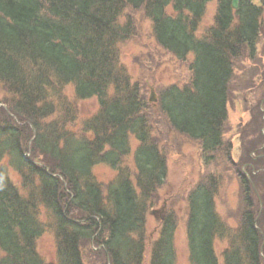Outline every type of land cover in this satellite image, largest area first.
<instances>
[{
  "label": "trees",
  "instance_id": "16d2710c",
  "mask_svg": "<svg viewBox=\"0 0 264 264\" xmlns=\"http://www.w3.org/2000/svg\"><path fill=\"white\" fill-rule=\"evenodd\" d=\"M209 1L0 0V85L6 111L26 122L17 126L0 115V264H88L86 253L98 264H144L146 254L147 264H175V215L161 219L154 241L146 232L167 166L143 114L141 88L119 64L117 47L134 30L120 18L126 9L142 11L160 49L178 61L192 56L189 84L164 89L158 106L177 133L200 144L209 163L223 145L234 61L244 52L256 59L264 0H239L236 11L231 0H217L213 25L197 38ZM70 85L77 101L98 104L77 133L67 130L77 112L63 96ZM262 153L245 155L249 178L248 168L238 170L244 210L235 230L215 212L214 180L189 191L187 264H218L216 240L227 243L223 264H262L257 221L263 210L257 219L251 185L264 181V148ZM130 155L132 169L123 165ZM97 166L109 168L114 178L98 182ZM8 169L19 176V188ZM48 232L54 263L36 251Z\"/></svg>",
  "mask_w": 264,
  "mask_h": 264
},
{
  "label": "rangeland",
  "instance_id": "374dc122",
  "mask_svg": "<svg viewBox=\"0 0 264 264\" xmlns=\"http://www.w3.org/2000/svg\"><path fill=\"white\" fill-rule=\"evenodd\" d=\"M249 1L255 5L261 3L259 0ZM216 6L217 0H210L207 3L205 14L196 31L197 38H203L206 31L213 25ZM167 12L170 14L171 10L168 8ZM126 20L133 23L134 30L132 36L117 47L119 64L125 69L131 83L137 82L141 88V94L147 104L143 114L151 127L153 142L162 151L167 166L165 182L156 191L155 204L146 217V232L151 240L157 239L161 219L169 213H173L177 220L173 241L175 264H187L185 225L187 221L186 198L189 191L198 184L214 180L213 182L216 184L215 212L227 228L235 230L239 224L240 214L244 210L240 200L238 170L242 172L248 168L244 173L249 178L250 168L243 166L245 155L260 156L263 154L264 7L261 16V33L256 45V59L248 60L244 52L238 60L234 61L233 76L228 84L227 118L224 125L223 145L219 151L212 153L213 160L209 163L204 160L200 144L177 133L158 106V96L164 89L173 85L182 87L189 84L191 73L188 70V65L192 56L189 55L185 61H178L171 54L160 49L152 37L151 24L144 17L142 11L124 10L120 23H125ZM151 93L156 100L155 103L149 101ZM6 96L0 85V115L6 113L10 118L12 117L11 120L17 126L25 125L26 122H20V118L13 117L6 111L8 110L7 103H5ZM63 96L77 109L75 121L66 125L69 132L77 133L80 130V124L98 112V104L96 99L77 101L71 85L64 88ZM255 124L256 127H254ZM249 131L253 135L246 134ZM28 133L31 135L32 131L28 130ZM27 142L29 146L31 138ZM131 143L134 148L133 139H131ZM251 145L253 146L251 147ZM123 165L132 169L131 155L124 159ZM8 175L11 182L19 188V176L11 169H8ZM93 175L98 182L106 184L114 178L115 173L107 167L97 166L94 168ZM251 185L255 190L252 192V200L257 219L260 209L263 210L262 219L257 221L259 222L257 229L263 238L262 264H264V208L261 206L259 196L264 195V181L261 183L259 179L257 181L254 179ZM41 219L43 220L44 217ZM226 247L227 243L223 241L216 240L213 244L218 264H223L222 251ZM36 251L46 263H54L55 249L51 233H45L37 240ZM85 255L88 264H98L96 257L89 253ZM145 257L144 264H147L148 254Z\"/></svg>",
  "mask_w": 264,
  "mask_h": 264
},
{
  "label": "water",
  "instance_id": "95a60500",
  "mask_svg": "<svg viewBox=\"0 0 264 264\" xmlns=\"http://www.w3.org/2000/svg\"><path fill=\"white\" fill-rule=\"evenodd\" d=\"M238 2H239V0H231V8L233 10H237V8H238ZM149 101L150 102H155V99H154V96H153L152 93L150 94Z\"/></svg>",
  "mask_w": 264,
  "mask_h": 264
}]
</instances>
